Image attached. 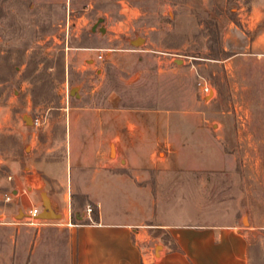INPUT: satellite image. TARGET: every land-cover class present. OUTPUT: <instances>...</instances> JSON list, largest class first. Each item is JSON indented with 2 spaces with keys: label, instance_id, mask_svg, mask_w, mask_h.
<instances>
[{
  "label": "rangeland",
  "instance_id": "rangeland-1",
  "mask_svg": "<svg viewBox=\"0 0 264 264\" xmlns=\"http://www.w3.org/2000/svg\"><path fill=\"white\" fill-rule=\"evenodd\" d=\"M102 211L239 222L264 264V0H0V264H71Z\"/></svg>",
  "mask_w": 264,
  "mask_h": 264
},
{
  "label": "crops",
  "instance_id": "crops-1",
  "mask_svg": "<svg viewBox=\"0 0 264 264\" xmlns=\"http://www.w3.org/2000/svg\"><path fill=\"white\" fill-rule=\"evenodd\" d=\"M85 217L66 221L71 264H249L250 235L239 222L173 221L157 214L147 221L104 211ZM151 230L167 235L158 254L149 249Z\"/></svg>",
  "mask_w": 264,
  "mask_h": 264
},
{
  "label": "water",
  "instance_id": "water-1",
  "mask_svg": "<svg viewBox=\"0 0 264 264\" xmlns=\"http://www.w3.org/2000/svg\"><path fill=\"white\" fill-rule=\"evenodd\" d=\"M101 21H102V19L99 20V22H101ZM99 22L94 25V29L97 28ZM101 30L104 31L105 29L102 27ZM143 41H145V38L139 36V37L133 39L131 42H132V44H139L140 42H143ZM180 61L181 60H177V62H180ZM76 90H77V87L72 88L71 89V94L72 95L75 94V91ZM78 95L79 94H77V96ZM27 120H31V119L30 118H27ZM113 153H114V145L111 146V154H113ZM20 213H21V211H20ZM52 216H59L60 217L61 216V213L57 212L53 208V206H52V200H51L50 196L46 192H42V210L38 214V218H40V219L48 218L49 219V218H52ZM159 247H161V245H159V244L156 245V249L155 250H156V253L157 254L159 253V250H158Z\"/></svg>",
  "mask_w": 264,
  "mask_h": 264
},
{
  "label": "built area",
  "instance_id": "built-area-1",
  "mask_svg": "<svg viewBox=\"0 0 264 264\" xmlns=\"http://www.w3.org/2000/svg\"><path fill=\"white\" fill-rule=\"evenodd\" d=\"M202 89L205 92L209 91L210 86L207 85L206 83H201ZM42 208L40 206H36L33 207L29 210V213L27 214V218H28V223L32 224V225H37L41 219L38 218V214L41 212Z\"/></svg>",
  "mask_w": 264,
  "mask_h": 264
},
{
  "label": "bare ground",
  "instance_id": "bare-ground-1",
  "mask_svg": "<svg viewBox=\"0 0 264 264\" xmlns=\"http://www.w3.org/2000/svg\"><path fill=\"white\" fill-rule=\"evenodd\" d=\"M114 153H115V146H114Z\"/></svg>",
  "mask_w": 264,
  "mask_h": 264
}]
</instances>
